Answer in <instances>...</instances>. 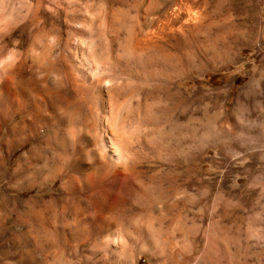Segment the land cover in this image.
I'll return each mask as SVG.
<instances>
[{
	"label": "rangeland",
	"instance_id": "1",
	"mask_svg": "<svg viewBox=\"0 0 264 264\" xmlns=\"http://www.w3.org/2000/svg\"><path fill=\"white\" fill-rule=\"evenodd\" d=\"M33 4L38 11L26 43L19 34L9 36L8 43L0 35V44L18 40L24 51L14 70L19 87H28L32 99L41 94L36 81L22 74L35 66L41 76L49 72L57 78L71 99L86 95L91 114L108 122L105 134L127 141L118 145L126 163L121 169L108 166L113 181L103 189L117 197L110 211L97 201L93 186L100 169L70 162L55 172L50 158L44 168L50 174L39 182L42 163L29 159L37 151L52 156L46 141L55 127L21 97L8 104L2 95L0 264H264V161L253 158L257 146L240 145L252 117L264 111L255 81L260 79L264 93V0ZM53 34L65 46V64L56 45L39 57L28 52ZM96 86L99 97L89 89ZM110 88L122 95L107 94ZM141 100L144 114L138 109ZM157 106L160 143L152 129ZM77 108L86 116L83 105ZM141 114L145 125L139 123ZM175 119L177 144L168 138ZM256 174L261 180L255 181ZM126 181L140 189L124 191ZM172 201L179 209L174 227L168 224Z\"/></svg>",
	"mask_w": 264,
	"mask_h": 264
},
{
	"label": "bare ground",
	"instance_id": "2",
	"mask_svg": "<svg viewBox=\"0 0 264 264\" xmlns=\"http://www.w3.org/2000/svg\"><path fill=\"white\" fill-rule=\"evenodd\" d=\"M35 8L37 10L38 7H36L35 4H33V0H0V20L2 21V24L0 23V25L3 26L2 31H0V35L6 43H8V41H9L8 40L9 36L14 35V34H16V35L19 34L21 36L22 43H26V41L31 37V35L34 33V27H35V26L31 27L32 18H34L33 16L35 15L34 13L36 11ZM33 23H34V21H33ZM40 29H42V28H40ZM40 31H39V33H40ZM146 35H147V33H146ZM156 35H158V34H156ZM41 40H42V38H41ZM63 46H64V44H62V47H60L58 44V41H57L56 53L58 52L60 64H65V63H63V62H65L64 59L65 58L67 59V56H65L66 53L64 54V51H65L64 47L65 46L64 47ZM142 47H144V46H142ZM28 61L31 64H33L32 59H28ZM263 63H264V60H263ZM50 65H52V64H50ZM34 67L27 68L28 71L25 70V72H22V74L25 73V76L27 77V79L29 81H31V82H33L34 80L36 81V84H37L36 86H38L40 88L41 94L40 93L34 94L35 95L34 99H32L30 96V89L28 87L21 89L19 87V81L17 80V75H19V74H18V72H15L16 71V69H15V71L9 73L7 76H0V97L3 95L4 98H6L8 104L17 103L18 98L21 97L24 100L23 102L30 105V107L34 106L36 108V110L37 109L39 111L41 110V114L43 111V113L48 117V119L53 123V125L55 127V130H53V132H52V136H50L46 141L47 148L49 149L52 156L48 157V156L44 155L43 153H41L40 151H37L32 155L33 157H30V159H29V161H35V162L38 161V162L42 163L43 172L38 178L39 182L44 180V177H48L49 176L48 174H50L48 172L46 173V171L44 170L46 164L50 161V158L54 159L56 162L54 165L56 168L55 172H57L58 170H64L65 171V169L69 167L68 164L70 162L75 164L76 166L90 168V169L95 170V171L100 169L101 174L98 176H95V178L93 180V186L99 190L97 201H99V203L101 205H103L105 208H108L109 206L115 207L116 205L115 206H113V205L115 203H117L116 202L117 197H115V195H113L111 192H107V190L103 189V186H105L106 184L109 185L110 182L113 181L112 180L113 175L112 176L109 175L110 173L107 174L109 172L108 166L112 165V166H115V168H120V169L125 167V166L123 167V165H125L124 164L125 159H124L123 155H121V153H120L121 151L118 149V147H119L118 145L121 144V146H122V144L124 143L123 145L126 146L125 143H127V141L124 142V140L122 138H120V137L117 138V136L114 137L115 135L105 134L106 131L103 130L102 127L105 124H107L108 122L107 123L104 122L99 114L98 115L91 114L92 112L89 111L90 108L88 109V107L86 105L88 103L86 101V98H85L86 95L84 96L83 93H77L76 98L74 100L71 99L70 96L65 94L66 92H63V88H62L63 84L60 81H57L56 80L57 78L53 79L50 76L49 72H47V71H46L47 73H45V74L43 73L44 75L41 76L40 75L41 71H38L39 69H36ZM157 73H158V71H157ZM99 76H100V74H99ZM255 81H256L257 86L259 87L260 99L264 103V93L261 91V88H260V86H261L260 79H257ZM94 85H95V83H94ZM88 86H89V84H88ZM106 86H107V84H106ZM107 88H108V86H107ZM89 89L92 92V94H97L98 97L101 96V91H100L99 87L96 86V87H91ZM114 90L115 89L110 88L106 93L107 94H110V93L115 94V96H121L122 95V91H120L118 89L115 91ZM92 94H91V96H92ZM253 94H255V93H253ZM108 96L110 97L111 95H108ZM261 96L263 98H261ZM91 99L94 100L93 98H91ZM260 103H261L260 101L254 100L255 106H258L259 108L261 107ZM81 105H83V111H87V112H85L86 114L83 113L86 116H83L82 112L80 110L78 112V110H77L78 109L77 107L81 106ZM90 105H91V103H90ZM145 105H146L145 101L142 102V100H141L138 109L140 108L143 114L145 113V110H146L144 108ZM173 109H175V108H173ZM77 112L78 113L81 112L80 117L83 116V117H81L83 119L79 118V116L77 115L78 114ZM143 114H141V116L139 118V120H140L139 123L142 122L145 125L148 123L147 122L148 120H145L147 118H146V115H145V117H143ZM161 117H162L161 109L157 106L156 111H155V116L152 119V125L154 126V127H152V129L154 128L153 137L159 143L163 139V132H162L163 123H162ZM171 120H172V118H171ZM107 121H109V120H107ZM109 123H111V122H109ZM105 127H106V125H105ZM245 129H246V127H245ZM12 130H13V128H12ZM90 132L91 133L93 132L92 135L90 134ZM224 133H225L224 130L221 129L222 136H224L226 138V135ZM114 134H116V133H114ZM248 134L249 135L246 138H244V139L242 138L243 142H241L240 145L257 146L258 149H257V151H255V153H253L254 154L253 158L256 160L264 161V111H259L258 115H254L252 117V119L250 121ZM145 137H144V139H145ZM168 138H169L170 142H172L174 144L178 143L177 120L176 119L171 124V130L168 132ZM229 140H231V139H229ZM146 141L147 140L145 139V142ZM142 142L144 143L143 140H142ZM146 144H148V142ZM227 144H229V142ZM144 145H145V143L143 144V146ZM149 145L150 144H148V146ZM85 146H88L90 149H85L84 148ZM119 148H121V147H119ZM121 150L123 151L124 149H121ZM222 150H226L225 145L222 146ZM55 151H56V156H53V155H55L54 154ZM28 156H30V155H28ZM72 168H74V167H72ZM59 173H61V172L59 171ZM50 177H52V176H50ZM254 177H255V181L261 180L260 174H256ZM77 183H75V185ZM78 184H80V183H78ZM141 185L142 184H140V187H141ZM136 187H138V186H135V184H133L129 181H126L125 185H124V191L130 193ZM141 190H143V189L141 188ZM133 192H131V193H133ZM261 192L264 193V184H262V186H261ZM95 201L96 200H94L93 202H95ZM85 203L87 204V202H85ZM85 203H83V205ZM39 204H40V202H39ZM97 205H99V204H97ZM143 205H144V203H143ZM145 205H146V203H145ZM147 205H149V204H147ZM170 205H171L170 209L172 210V212H171L170 219L168 218L169 219L168 224H169V226L174 227L175 225L178 224L177 223L178 215L176 217V214H177V211L179 209L177 208L176 202L172 201V203ZM91 207H92V205H91ZM96 207H99V206H96ZM112 207H109V208L111 209ZM176 208H177V210H176ZM110 209H109V211H110ZM131 222H132V219H130V218L126 220V223H128V224ZM126 223H125V225H126ZM148 223L149 222H147L146 225H148ZM161 223H162V221L160 222L159 220H157V222H156L157 225H161ZM40 224H42V223H40ZM143 224L144 223H142V225ZM85 226H86V224H85ZM212 240L213 239L211 238L208 241V244L211 246L213 245Z\"/></svg>",
	"mask_w": 264,
	"mask_h": 264
},
{
	"label": "clouds",
	"instance_id": "3",
	"mask_svg": "<svg viewBox=\"0 0 264 264\" xmlns=\"http://www.w3.org/2000/svg\"><path fill=\"white\" fill-rule=\"evenodd\" d=\"M19 41L14 40L11 45L0 44V76H7L13 72L20 63L24 51L19 48ZM57 43V37L48 35L46 37V44L44 40H37V46L30 47L28 52L33 57H39L45 47H54Z\"/></svg>",
	"mask_w": 264,
	"mask_h": 264
}]
</instances>
